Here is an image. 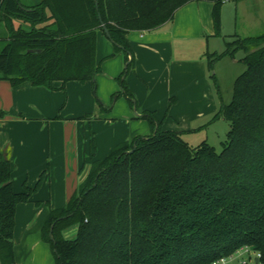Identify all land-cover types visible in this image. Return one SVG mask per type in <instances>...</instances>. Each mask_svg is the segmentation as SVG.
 Instances as JSON below:
<instances>
[{
	"label": "trees",
	"instance_id": "trees-1",
	"mask_svg": "<svg viewBox=\"0 0 264 264\" xmlns=\"http://www.w3.org/2000/svg\"><path fill=\"white\" fill-rule=\"evenodd\" d=\"M226 1L40 0L28 7L21 0H0L6 31L0 80L49 90L72 81L95 87L104 25L125 63L132 58L117 79L115 102L124 96L138 110L126 81L136 63L128 34L153 33L182 7L209 2L220 35ZM239 51L247 69L218 114L231 125L222 151L206 141L190 146L180 133L165 131L154 112H143L138 119L147 121L150 134L117 144L103 159L91 153L88 174L68 204L50 209L42 238L56 264H212L244 247L264 260V34L236 37L224 53L208 54V63L213 69ZM111 110L101 104L102 113ZM12 175L9 151L0 149V264H17V208L30 202L43 178L35 189L17 192ZM72 226L75 237L65 238L63 231Z\"/></svg>",
	"mask_w": 264,
	"mask_h": 264
},
{
	"label": "crops",
	"instance_id": "crops-1",
	"mask_svg": "<svg viewBox=\"0 0 264 264\" xmlns=\"http://www.w3.org/2000/svg\"><path fill=\"white\" fill-rule=\"evenodd\" d=\"M212 10L213 5L209 2H192L178 10L172 22L153 33L130 32L127 38L136 63L128 86L139 111L136 113L123 102V114L115 113L112 117L107 112L104 116L101 111L96 112L92 114L96 118L89 119V124L93 120H106L107 124L125 122L128 133L122 141L125 142L150 134L146 121L138 119L147 111L156 114L165 131L182 132L180 127L184 128L187 115H200L197 114L198 105L208 96L205 64L201 57L189 58L186 52L190 43L202 42L206 33L212 35V21L208 19ZM103 36V33L98 34V62L103 69V61L113 57L119 77L126 63L122 55L114 54V49L107 51ZM113 90H116L115 85ZM60 104V97L53 90L34 87L30 83L13 87L0 80V149L9 151L14 188L17 192H24V186L35 189L43 176L30 202L17 208L14 234L17 264H55L53 253L42 238V227L50 209L68 204L93 162L90 156L93 134H85L83 126L78 130L58 129L60 121L73 120L55 116ZM114 107L115 104L112 110ZM173 123L179 127L172 126ZM87 162L88 170L84 171ZM74 163L83 164L77 182L73 179Z\"/></svg>",
	"mask_w": 264,
	"mask_h": 264
},
{
	"label": "rangeland",
	"instance_id": "rangeland-1",
	"mask_svg": "<svg viewBox=\"0 0 264 264\" xmlns=\"http://www.w3.org/2000/svg\"><path fill=\"white\" fill-rule=\"evenodd\" d=\"M21 1L23 5L28 7L34 6L40 2V0ZM208 19L210 22L212 21V35L206 33L202 42L195 41L190 43L188 52H186L189 58H202L205 64V81L209 85L208 96L198 105L197 114L200 115L190 113L187 115L188 119H184V128L180 127L182 131L180 134L182 139L190 146L197 147L206 141L209 145L214 147L217 152H221L223 143L227 140V134L231 130V125L223 117L218 116V114L221 112L224 105H228L231 102L235 81L246 71L247 67L242 61L245 54L239 51L234 56H225L214 64L213 69H209L208 54H213L215 52L218 54L224 53L226 51V43L233 41L236 37L247 38L264 34V0L226 1L222 7L220 35H215L213 10L208 15ZM5 32L4 26L0 25V50L6 43L5 40H3ZM100 34L102 35V33ZM102 39L105 41V44L107 43L108 45L107 51L110 48L114 49V54L122 55L125 61L123 52H116L114 45L106 36H103ZM112 58L113 57H109V59L106 58L107 60L105 59L103 61V69L101 73L96 76L95 87H93L91 82L82 84L72 81L66 83L65 86L57 82L55 86L60 88V90H53V93H56L61 100V104L56 110L55 116L57 117L59 115L61 119L66 117L73 119L69 122L60 121L57 126L58 129L62 131L66 129L78 130L83 126L85 134H93L91 153L98 159L107 157L112 147L126 139L127 137H125V135L128 134L125 122H117L116 124L112 121L107 124L106 120H93L92 123L89 124L88 119H84L96 112H100L101 104L108 108H111L115 104L113 110L107 112L112 117L115 113L116 115L123 114L121 108L123 102L128 104L124 96L120 97L115 102L116 96L114 97V95L121 90V87L117 81L118 73L116 71V61ZM125 65L126 64H124L122 70L125 69ZM133 73L134 69H131L126 79L127 83L129 76ZM112 74H116V76L114 77ZM114 85L116 86V90L111 91ZM106 96H108V98H106ZM106 104H108V106ZM102 115L104 116L105 114L103 113ZM118 118L125 121V118ZM172 126L176 127L177 123H173ZM177 127H179V125ZM86 165L84 171L88 170V162ZM82 166L83 164L79 163H74L73 165L75 170L73 179L76 180V182L80 178V167ZM76 232L77 227L72 226L65 229L63 235L65 238L71 239L75 237ZM45 243L48 249L52 251L50 244L47 242ZM54 260L56 264V259L54 258Z\"/></svg>",
	"mask_w": 264,
	"mask_h": 264
},
{
	"label": "built area",
	"instance_id": "built-area-1",
	"mask_svg": "<svg viewBox=\"0 0 264 264\" xmlns=\"http://www.w3.org/2000/svg\"><path fill=\"white\" fill-rule=\"evenodd\" d=\"M212 264H264V260L261 253L244 247L230 256L215 260Z\"/></svg>",
	"mask_w": 264,
	"mask_h": 264
},
{
	"label": "water",
	"instance_id": "water-1",
	"mask_svg": "<svg viewBox=\"0 0 264 264\" xmlns=\"http://www.w3.org/2000/svg\"><path fill=\"white\" fill-rule=\"evenodd\" d=\"M100 20H102L101 17H100ZM103 31H104L106 37H107L111 42H113L112 39H111V35H110V33H109V30H108L107 27L104 26V25H103ZM131 59H132V58L130 57V60H129V61L127 62V64L125 65V68L128 67V65H129V63H130V61H131ZM134 111L137 113V107H136V105L134 106ZM154 135H155V134H154ZM131 152H133V150H132V151H129V153H131ZM52 232H53V227H52V229H51V233H50L51 238H53V236H52Z\"/></svg>",
	"mask_w": 264,
	"mask_h": 264
}]
</instances>
